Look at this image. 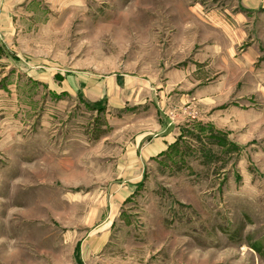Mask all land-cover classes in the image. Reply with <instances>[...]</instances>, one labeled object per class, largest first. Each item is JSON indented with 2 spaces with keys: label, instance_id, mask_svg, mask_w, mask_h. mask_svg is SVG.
I'll return each mask as SVG.
<instances>
[{
  "label": "rangeland",
  "instance_id": "rangeland-1",
  "mask_svg": "<svg viewBox=\"0 0 264 264\" xmlns=\"http://www.w3.org/2000/svg\"><path fill=\"white\" fill-rule=\"evenodd\" d=\"M9 13L0 264H264V0Z\"/></svg>",
  "mask_w": 264,
  "mask_h": 264
},
{
  "label": "crops",
  "instance_id": "crops-1",
  "mask_svg": "<svg viewBox=\"0 0 264 264\" xmlns=\"http://www.w3.org/2000/svg\"><path fill=\"white\" fill-rule=\"evenodd\" d=\"M24 1L25 0H0V44L6 45L7 42L9 43V38H12L13 35V23L11 21L9 12L13 9V5H21V3H23ZM165 140H167V137H160L158 139H155L156 144L154 145V149H157L155 153L165 147ZM149 147L153 146L149 145L146 148H143V152L145 151V153H150L151 150H149Z\"/></svg>",
  "mask_w": 264,
  "mask_h": 264
}]
</instances>
